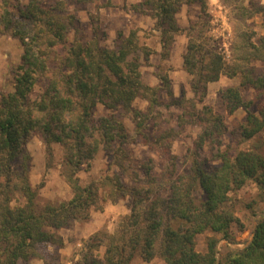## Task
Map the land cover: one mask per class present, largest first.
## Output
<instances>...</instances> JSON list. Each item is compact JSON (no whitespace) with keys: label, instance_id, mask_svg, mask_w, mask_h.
<instances>
[{"label":"trees","instance_id":"1","mask_svg":"<svg viewBox=\"0 0 264 264\" xmlns=\"http://www.w3.org/2000/svg\"><path fill=\"white\" fill-rule=\"evenodd\" d=\"M183 5H198L202 14L206 0H142L135 10L154 21L162 58L170 55L174 37L185 32L183 67L191 76L193 96L173 99L177 119L201 126L198 150L211 144L216 154L211 162L181 161L170 151L172 131L151 137L141 130L143 120L135 123V135L159 153V160L149 158L135 167L126 151L130 136L123 117L142 114L133 109L136 100L147 102V109L159 103L157 88L145 84L141 74L142 64L155 52L140 45L136 30L117 33L112 49L102 46L96 35L68 41L75 18L60 1L0 0V34H9L22 47L13 91L0 97V264H30L40 258L39 249H61L59 230L86 222L90 210L107 201L120 200L129 202L130 214L113 234L102 231L91 237L79 264H98L93 254L100 247L105 249L103 264H131L135 258L163 264H264V216L243 249L216 256L219 240L233 242L232 228L243 227L227 205L230 194L253 183L264 195V38L254 44L242 36L241 46L233 51L236 64L228 66L220 51L196 31L197 23L189 21L187 29L177 25ZM221 76L239 77L238 86L220 93L228 115L239 109L246 113L233 136L248 147L235 156L226 148L220 151L219 138L227 132L221 116L207 107L196 109L208 85ZM40 81L43 91L31 99ZM160 81L163 86L168 83L166 77ZM242 91H253L255 98L246 101ZM168 95L173 96L170 88ZM98 105L108 113L95 120ZM35 132L63 149L64 177L72 191L67 202L40 204L29 184L25 145ZM101 146L111 152L113 174L80 185L78 172ZM16 194L24 199L22 205H13ZM204 232L213 237L206 241V253L200 254L195 238Z\"/></svg>","mask_w":264,"mask_h":264},{"label":"rangeland","instance_id":"2","mask_svg":"<svg viewBox=\"0 0 264 264\" xmlns=\"http://www.w3.org/2000/svg\"><path fill=\"white\" fill-rule=\"evenodd\" d=\"M64 4L67 13L75 18V24L70 31L68 41L75 38L77 40H90L96 35L100 44L108 49L113 48V41L119 32L124 35L130 30L138 31L140 45H148L153 48L158 43V35L151 29L140 31L134 25L124 27L122 12L134 10L123 6H112L109 0L100 1L96 4H76L72 0H57ZM185 6V5H184ZM261 8L259 12L255 8ZM112 8V10H110ZM101 9H105L101 12ZM185 14L191 22L197 23L196 31L209 40V45L216 47L224 57L228 66H234L233 51L242 44L241 37L245 36L252 43L256 44L259 38H264V0H206L204 13L198 5L185 6ZM122 11V12H121ZM181 14V13H179ZM177 15V20L181 24L184 15ZM109 17V18H108ZM110 19V20H109ZM187 29L189 25L184 24ZM114 32L110 33V32ZM187 45V41L185 43ZM184 53V52H183ZM22 47L20 42L12 38L7 33L0 34V97L13 91V74L20 63ZM179 60V57H177ZM175 63H167L159 56L152 55L149 62L143 63L141 67L143 82L152 84L158 90V101L156 106L148 108V103L140 100L133 104L134 111H139L141 115L136 116L133 112L126 113L123 121L130 136V141L126 146V151L133 162V166L152 158L159 160V153L153 148L143 145V139L135 135V123L144 120L141 128L144 134L155 137L167 130L172 131L174 140L171 141V153L181 161L192 160L198 162H208L213 160L216 154V147L211 144L203 151L198 150L195 143L201 134V126L190 124L193 122H180L177 119L179 114L178 106L173 103V97L168 95L169 88L180 93L178 100L190 99L191 76L186 72L171 75ZM256 70H261L259 65ZM166 77L167 85L159 84L160 78ZM222 83L226 87H236L239 84V77L228 78L222 76ZM172 79V80H171ZM44 88V82L40 81L34 88L31 99H38ZM220 86H212L208 98L204 101L205 106L213 113L218 114L223 119L227 127V132L220 137V151L225 150L229 155L235 156L238 149L244 150L247 143H239L233 134L236 132L237 124L242 122L246 116L243 109L237 110L232 115H228L221 101L220 93L225 90ZM242 97L246 101L253 100V91H242ZM202 106H196L200 110ZM256 106L252 112L256 113ZM108 113L104 107L98 105L93 114V118L98 120ZM137 117V118H136ZM145 117V118H144ZM148 117V118H147ZM264 142V137L261 138ZM25 150L29 156L28 180L31 188L36 191L40 204L58 205L67 202L72 198V191L64 177L63 149L58 144L46 143L39 132L31 135L25 145ZM201 163V162H200ZM115 170L109 149L101 146L98 154L93 160L84 164L78 172L77 177L80 185L85 186L92 181L99 180L106 175H112ZM16 201L13 205H22L24 199L16 194ZM227 205L234 211L235 216L243 226H234L232 234L234 241L228 242L219 240L216 248V256L222 257L226 253L243 249L251 240L257 221L264 216V195L253 184L247 183L241 189L234 191L229 196ZM130 214V206L127 200H120L117 203L110 201L102 204L100 209H91L89 219L86 222H74L67 229H62L57 234L63 239L64 245L61 249L50 247L39 249L38 256L30 264H79L82 256L86 252L88 240L99 232L113 234L119 221ZM213 237L210 232H204L195 238V251L200 254L206 253V241ZM219 238V237H217ZM104 247L98 248L94 252V259L98 264L104 262ZM131 264H163L155 259L150 263H145L139 258H135Z\"/></svg>","mask_w":264,"mask_h":264},{"label":"crops","instance_id":"3","mask_svg":"<svg viewBox=\"0 0 264 264\" xmlns=\"http://www.w3.org/2000/svg\"><path fill=\"white\" fill-rule=\"evenodd\" d=\"M109 1H110V3L112 4L113 7L114 6H119V7L127 6V7H130V8L134 9V10H128L126 12H122L121 11L122 12V16L124 18L123 19L124 20V25H122V26L127 27L129 24L130 25H134V26H136L135 28H139L140 31H145V30L151 29L156 35H158V38H157L158 39V43L153 48H151V50L155 52V54H153V55L159 56L161 60H166L167 63H170V62H174L175 63V68L173 69L171 75H174L175 73L183 74V73L186 72L184 70V67H183V55L185 53L186 46H187L185 44L186 41H187V37H186L185 32L183 34H179V35H176L174 37V42H173V44L171 46L170 55L168 57H166V58H162L161 55H160L161 46H160V43H159V35L160 34L158 32H156V31H154V21L149 16L141 14L140 12H136V10H135V8L138 9V7H139L140 3L142 2V0H109ZM185 6L184 5L182 6V8H181V10L179 12L181 14L178 13L179 15L183 16L185 14V9H184ZM104 10L105 9H101V12H104V15H105L106 11H104ZM110 10H112V8ZM177 15H176V18H177ZM184 20L185 21H183L181 24H179V22L176 21L177 25L179 27L183 28V29L186 28L184 26V24L187 23L189 25V21L191 19L187 15H184ZM110 33L114 34L113 31L110 32ZM146 46L148 48H150L148 45H146ZM177 57H179V60L177 59ZM141 74H142V72H141ZM222 80H223V77L221 76L218 81L210 83L208 85L207 96L204 99V101L208 98V95L211 92L212 86H215L217 84V86H220L221 89H225L226 88L223 85H219V84L222 83ZM158 81H159V84H160L161 81L160 80H158ZM144 83L149 85V86H151V87H153L152 84L150 85L149 83H146V82H144ZM171 91H172V94H173V96H172L173 98L178 99L180 97V93L179 92H176L175 90H171ZM190 94L192 95L191 92H190ZM137 101L138 100H136L135 102H137ZM140 101L147 104V102H145V101H142V100H140ZM204 101H203L202 104H200V106L206 107ZM202 107H201V109H202Z\"/></svg>","mask_w":264,"mask_h":264}]
</instances>
